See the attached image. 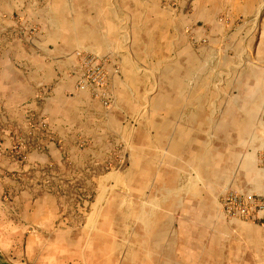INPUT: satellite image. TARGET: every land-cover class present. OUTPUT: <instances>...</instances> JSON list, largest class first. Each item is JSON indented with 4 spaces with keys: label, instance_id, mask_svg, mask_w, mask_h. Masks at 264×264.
<instances>
[{
    "label": "crops",
    "instance_id": "crops-1",
    "mask_svg": "<svg viewBox=\"0 0 264 264\" xmlns=\"http://www.w3.org/2000/svg\"><path fill=\"white\" fill-rule=\"evenodd\" d=\"M228 190L264 194V0H0V264H264Z\"/></svg>",
    "mask_w": 264,
    "mask_h": 264
},
{
    "label": "built area",
    "instance_id": "built-area-1",
    "mask_svg": "<svg viewBox=\"0 0 264 264\" xmlns=\"http://www.w3.org/2000/svg\"><path fill=\"white\" fill-rule=\"evenodd\" d=\"M76 64L72 70L77 90H87L104 105L110 101L106 91L107 74L105 59L97 55L76 51ZM225 214L230 218L261 220L264 216V194L244 195L236 191H225L222 198Z\"/></svg>",
    "mask_w": 264,
    "mask_h": 264
},
{
    "label": "rangeland",
    "instance_id": "rangeland-1",
    "mask_svg": "<svg viewBox=\"0 0 264 264\" xmlns=\"http://www.w3.org/2000/svg\"><path fill=\"white\" fill-rule=\"evenodd\" d=\"M68 193L66 194V196H69V197H71V198H73V197H77L78 196V193H79V191L78 190H68L67 191ZM90 192H91V190H86V192H85V195H89L90 194ZM225 192V191H224ZM224 192H223V194H222V197H221V200H220V207H221V212H222V214L225 216V218L227 217V218H230V217H228L226 214H225V212H224V208H223V203H222V198H223V195H224ZM81 195H82V192H81ZM239 219H241V218H239ZM241 220H243V219H241ZM262 224H264V216H263V219H261V221H260Z\"/></svg>",
    "mask_w": 264,
    "mask_h": 264
}]
</instances>
